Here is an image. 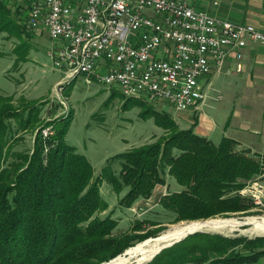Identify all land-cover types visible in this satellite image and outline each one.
Returning a JSON list of instances; mask_svg holds the SVG:
<instances>
[{
  "label": "trees",
  "instance_id": "1",
  "mask_svg": "<svg viewBox=\"0 0 264 264\" xmlns=\"http://www.w3.org/2000/svg\"><path fill=\"white\" fill-rule=\"evenodd\" d=\"M8 16L0 2V23ZM126 99L166 135L121 152L118 169L107 160L95 174L89 159L65 138L70 116L41 123L39 105L24 106L0 91V264H105L134 245L135 240L114 236V221L98 216L107 207L99 192L103 182L111 189L127 188L124 205L129 207L170 176L181 188L158 199L169 223L244 214L258 207L240 191L263 175L264 154L236 149L234 139L226 136L214 143L192 127L181 128L153 103ZM49 125L52 129L44 135ZM21 131L33 134L30 148L21 147ZM159 230L143 233L137 241ZM262 257L264 234L197 231L145 264H258Z\"/></svg>",
  "mask_w": 264,
  "mask_h": 264
},
{
  "label": "built area",
  "instance_id": "2",
  "mask_svg": "<svg viewBox=\"0 0 264 264\" xmlns=\"http://www.w3.org/2000/svg\"><path fill=\"white\" fill-rule=\"evenodd\" d=\"M28 3L29 27L56 41L49 52L56 69L142 94L147 102H166L179 112L203 101L201 78L227 57L240 61L249 43L264 46L263 28L218 17L192 0ZM248 184L242 192H252Z\"/></svg>",
  "mask_w": 264,
  "mask_h": 264
},
{
  "label": "rangeland",
  "instance_id": "3",
  "mask_svg": "<svg viewBox=\"0 0 264 264\" xmlns=\"http://www.w3.org/2000/svg\"><path fill=\"white\" fill-rule=\"evenodd\" d=\"M192 1L195 4V0ZM197 1L203 3V8H209L207 9L209 13L218 17L236 23L250 22L247 19V13H236L230 17L215 14L213 10L224 6L226 0ZM214 1L217 2L216 5L212 4ZM235 1L243 2V0ZM246 1L250 3L252 0ZM0 2L5 9H9L6 21L3 24L0 23L1 93L13 95L24 106L39 105L41 123L70 116L71 121L65 138L69 144L76 147L78 152L89 159L95 174L100 171L107 160H110L111 165L118 169V154L121 152L142 144L155 143L161 136L166 135L152 118L140 117V109L128 101L126 99L128 97H124L116 87L97 82L87 83L82 74L75 77L74 75L66 76L62 70L56 69L49 54L50 50L55 47L56 41L51 39L44 30L35 31L29 27L27 22L30 10L28 0H0ZM213 74L214 72L204 75L200 80L203 85L202 90L209 95L206 99L208 102L225 105V97L228 99L238 96L235 94L237 91L233 90L240 86L243 73L225 68L217 75L213 76ZM226 91L229 94H225ZM151 103L157 109L168 112L176 121L175 118L179 111L168 103L161 101ZM48 111L52 113L47 114ZM178 125L184 128L181 123ZM51 129L50 125L44 128L47 131ZM18 135L23 139L21 147L30 148L33 134L21 131ZM258 178L248 182L246 190L252 187V192H242L245 188L240 191L241 194L254 198L258 207L244 214L219 215L208 219L232 218L244 222L247 217L264 216V183ZM254 183L257 184L254 185ZM179 188L181 186L166 175L165 185H157L150 196L138 198L127 207L124 205L128 202V198L124 200L127 188L115 190L111 189L106 182L100 183L99 192L107 202V207L98 212V216L114 221V236L135 240L134 245L130 246L133 247L141 242L137 241V237L143 233L160 229L155 236H150L153 238L167 229L189 222H167L171 217L166 216V212L158 203L161 195ZM159 219L164 222L159 225L151 224ZM249 227L250 224L245 223L235 231H209V233L248 237L258 235L249 232ZM201 232L208 231L202 230ZM124 251L119 256L124 254Z\"/></svg>",
  "mask_w": 264,
  "mask_h": 264
},
{
  "label": "crops",
  "instance_id": "4",
  "mask_svg": "<svg viewBox=\"0 0 264 264\" xmlns=\"http://www.w3.org/2000/svg\"><path fill=\"white\" fill-rule=\"evenodd\" d=\"M194 2L201 9H209L203 8L202 2ZM213 12L222 17L247 13L250 21L247 23L264 29V0H252L250 3L246 0H226L224 6ZM225 68L243 73L240 86L233 90L237 91L235 94L238 96L225 97V105H215L206 100L209 95L204 91L203 101L179 112L175 119L184 128L192 127L194 132L214 143L226 136L234 139L236 149L247 150L251 154H264V47L249 43L240 61L227 57L223 66L213 71V76ZM225 94L229 93L226 91ZM258 179L264 183V173ZM260 263L264 264L263 258Z\"/></svg>",
  "mask_w": 264,
  "mask_h": 264
},
{
  "label": "bare ground",
  "instance_id": "5",
  "mask_svg": "<svg viewBox=\"0 0 264 264\" xmlns=\"http://www.w3.org/2000/svg\"><path fill=\"white\" fill-rule=\"evenodd\" d=\"M81 73H71L67 76H77ZM72 79V78H71ZM124 97H135L144 99L142 94H127L125 88H118ZM250 224L249 232L254 234H264V216L262 217H247L244 222L238 219H205L189 221L187 223L176 225L167 229L155 238L147 239L127 249L125 254L115 257L107 264H145L158 249L171 241L183 237L185 234L193 231H235L243 225ZM250 233V234H251ZM248 234V233H247Z\"/></svg>",
  "mask_w": 264,
  "mask_h": 264
},
{
  "label": "water",
  "instance_id": "6",
  "mask_svg": "<svg viewBox=\"0 0 264 264\" xmlns=\"http://www.w3.org/2000/svg\"><path fill=\"white\" fill-rule=\"evenodd\" d=\"M193 221H195V220H193ZM243 224H245V223H243ZM194 232H197V231L189 232V233L185 234L183 237L187 236L188 234L194 233ZM183 237H179V238H177V239L171 241V242L168 243V244L162 245V246L158 249V251L155 252V253L151 256V258H150L149 260H147V262L150 261V260H151V259H152V258L158 253V252H160L163 248L168 247V246L174 244L175 242H178V241L181 240ZM153 238H155V237H153ZM147 239H151V238L149 237V238H147ZM147 239H145V240H147ZM145 240H143V241H145ZM143 241H141V242H143ZM127 249H128V248H127ZM127 249H125L124 254L127 252ZM107 263H108V261L105 262V264H107Z\"/></svg>",
  "mask_w": 264,
  "mask_h": 264
}]
</instances>
